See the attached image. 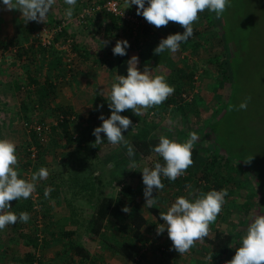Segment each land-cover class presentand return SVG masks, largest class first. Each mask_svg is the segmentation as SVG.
I'll list each match as a JSON object with an SVG mask.
<instances>
[{
    "label": "rangeland",
    "instance_id": "rangeland-1",
    "mask_svg": "<svg viewBox=\"0 0 264 264\" xmlns=\"http://www.w3.org/2000/svg\"><path fill=\"white\" fill-rule=\"evenodd\" d=\"M118 1L122 12L133 16L138 6L128 8L126 0ZM94 5L102 4L100 0H77L69 19L65 15L69 6L64 0H56L45 22L37 23L27 22L18 10H5L0 0L1 15L13 19L7 28L9 39L0 43V139L16 144L20 178L30 179L41 167L49 170L47 179L38 181L28 198L35 220L22 228L13 229L14 224L0 231V247L11 248L0 253L1 263L20 264L24 254L32 252L34 264H225L241 246L248 225L256 216L264 215V0H231V7L223 14L226 35L222 18L217 19L209 10L199 13L193 35L180 50H165L159 55L154 49L171 34L169 25L176 27L173 34L183 33V27L169 22L157 29L142 15L127 21L121 17L116 27L97 18L92 12ZM38 28L53 31L54 50L40 51L34 44ZM117 40L128 41L126 57L130 60L137 56L141 71L146 65L153 75H164L174 89L178 83L185 87L182 99L166 108H162L163 102L142 110L139 116L130 109L120 113L132 120L133 127L122 132L134 149L132 157L127 154V146L108 143L106 134L101 133V144H95L93 135L102 124L99 117L111 115L108 96L117 76L118 55L112 51ZM104 41L108 43L104 45ZM70 55L76 58L72 59V71L66 64ZM57 58L59 68L54 70L52 60ZM28 73L37 83L28 81ZM47 73H51L53 84L68 82L67 93L73 97L71 142L61 135L60 128L49 130L57 122L60 98L56 95L43 104L37 102L41 92L35 86L43 85ZM81 84L85 89L77 93ZM72 88L77 90L72 93ZM101 90L103 95H99ZM173 95V99L178 98L175 91ZM246 100V110L232 107L230 113L222 115L230 104L239 106ZM26 120L43 123L47 129L42 135L32 134L24 126ZM190 132L199 137L193 147L192 166L175 181L169 180L162 190H153L157 203L152 207L166 213L176 198L192 199L190 191L198 195L227 188L228 195L210 225L209 235L190 252L179 255L167 230L157 234L164 221H158L151 207L145 206L142 170L158 162L159 155L153 149L160 136L183 143ZM129 134L153 146L147 155L136 150ZM31 149L36 150L34 156ZM250 156L252 161L245 163ZM133 160L135 168L130 167ZM45 189H51L47 197ZM103 197L113 203L120 198L124 204L121 213L131 205L129 200L133 201L148 221L140 237H133L130 231L122 235L113 214L101 223L95 221L97 204ZM22 200L28 201L21 198L10 204ZM217 231L231 237L228 259L212 255L210 240ZM113 238L117 243L133 245L134 261L111 248ZM76 245L84 247L89 257L82 259L75 254L72 248ZM209 255L212 261L207 259Z\"/></svg>",
    "mask_w": 264,
    "mask_h": 264
},
{
    "label": "clouds",
    "instance_id": "clouds-1",
    "mask_svg": "<svg viewBox=\"0 0 264 264\" xmlns=\"http://www.w3.org/2000/svg\"><path fill=\"white\" fill-rule=\"evenodd\" d=\"M2 2L5 10H18L27 22L44 23L56 0H15V2L2 0ZM76 2L77 0H64L69 6L65 10V15L69 19L73 15ZM126 4L128 8L131 5L138 6L137 15H142L157 29L166 27L169 22L184 28L183 33L177 32L161 39L154 49V54L159 55L165 50L171 53L180 50L181 44L193 35V24L199 19V13L209 10L219 19L231 7V0H147V7L145 0H126ZM103 43L106 45L108 41ZM128 47L130 45L127 40H117L112 49L113 54L127 55ZM138 63V57L132 56L127 62V75H117L114 78L115 82L108 96L111 115L108 118L101 115L99 119L102 120V124L93 130L95 144L103 143L101 133H104L108 143L127 146L129 157L134 156L135 152L122 132L127 131L130 126L133 127V124L130 118L120 113L130 109L139 116L142 110L146 111L165 102L175 91L174 87L166 82L164 75H153L146 65L141 71L137 67ZM99 95H103L102 90ZM247 103V100L243 101L233 108L246 110ZM98 107L102 108L103 105ZM198 139L196 132H190L189 139L183 143L160 136L159 143L153 151L162 157L165 163L156 162L154 167H144L142 170L145 206L152 207L157 203L153 197V190H162L165 187L162 177L175 181L192 166L193 147ZM252 159L253 156H250L245 163H250ZM130 167H137L134 160L131 161ZM48 176L49 170L41 167L37 172L32 173L30 179L20 178L16 144L10 139H0V231L18 221L22 223L29 221L30 214L20 212L17 215L10 210L12 207L10 202L21 198L28 199L35 192L36 183L47 179ZM50 191L51 189H45V197ZM227 195V188H223L213 189L207 193L200 192L198 195L190 191L189 197L192 199L185 196L176 198L167 212L160 214V219L164 223L157 228V234H162L167 229L174 250L179 255L190 252L197 242H202L209 235L210 225L221 213ZM122 211L129 212V208L125 207ZM207 259L212 261V255ZM225 264H264V215L256 216L248 225L241 246L236 248L234 257Z\"/></svg>",
    "mask_w": 264,
    "mask_h": 264
},
{
    "label": "trees",
    "instance_id": "trees-1",
    "mask_svg": "<svg viewBox=\"0 0 264 264\" xmlns=\"http://www.w3.org/2000/svg\"><path fill=\"white\" fill-rule=\"evenodd\" d=\"M88 1V0H86ZM107 0H100V3L103 5ZM102 5L99 6V10L101 11H96V6H92V12L95 13L98 17L97 18H103L106 19L107 21H109L111 24H113L116 27H119V20L121 19L120 15H116L110 11H108L105 7H102ZM100 12V13H97ZM133 16L137 17V16H141V15H137V10L132 12ZM132 16V15H131ZM123 18V17H122ZM222 21H223V27H224V33L225 35L227 34V23H225V17L222 16ZM102 20V19H101ZM122 20V19H121ZM127 21V19H125ZM175 25L174 24H170L169 25V30L171 32V34H173V32H175ZM60 32V31H59ZM55 42V39H53ZM227 42L230 43L229 39H227ZM38 47L40 48V51H46V50H54V44L49 46V47H44L41 45H38ZM25 52V51H24ZM53 62V66L52 68H54V70L58 69V63H59V59L57 58V61H54V59L52 60ZM128 58L126 57V55L124 56H119L117 58V63H116V75H127V67H128ZM73 69V68H72ZM72 69L70 67H67L68 71H72ZM50 72V71H49ZM65 72V70H64ZM63 72V73H64ZM62 73V74H63ZM51 74V73H50ZM49 73H47V77L45 78V82L43 83V85H39L37 84L35 86L36 90L38 92H41L40 95L37 97V102L38 104H43L44 100L46 99H52L56 96L57 94V89L59 87V84L57 83H52L50 81V75ZM58 74V72H57ZM28 81L30 83H37V80L34 78V75L32 73H28L27 75ZM1 84V83H0ZM19 88V86L17 87ZM185 91V87H184V83H178L176 84L175 87V92L176 95L178 96V100L177 99H173L174 95L172 94V97L169 96V98L164 102V104H162V108H166V106H168L170 103L172 102H178L182 99L181 97V93ZM234 94V90L232 95ZM233 105H229V109L228 110H224L222 115H225L226 113H230V110L232 109ZM153 108V107H152ZM58 110H59V114L57 116V122L55 124H52L50 126V129L52 132H56V130L58 128H60L61 130V135H64L68 142H71V137L72 135L70 134V127H69V116L70 114H72V106L70 104V102L64 103L61 102L60 105L58 106ZM226 117V116H225ZM28 120H26L27 122ZM32 134H35V132L32 130L31 131ZM129 140L134 144L136 150L141 154V155H147L149 153V151L152 149V147L150 146V144L148 143L147 140L139 138L135 135L129 134ZM159 163L164 164V160L162 157L159 156ZM169 182V179L162 177V183L164 185H167ZM28 200V199H27ZM119 201L113 203L112 200L108 197H103L97 204V209L95 212V221L96 222H103L104 220H106L108 218V216H110L111 214L117 216V222H118V230L121 232L122 235L127 234L129 231L131 232L130 234L135 237L138 238L141 236L142 233V229L143 227L147 224V219L145 218V216L141 213V211L138 209V207L133 204L132 200H129V204H131L129 206V212H124L121 213V206L124 205L121 203V199L118 198ZM25 200L19 201L14 203L13 205H11V211L16 213L17 215H19L20 212H27L30 214V219L27 223H22V222H17L14 225L13 229H18V228H22L26 225H29L30 223H32V220H35V211L33 208V205H31V203ZM152 211V214L156 216V219L158 221H161L160 216H159V212L155 207H151L150 209ZM97 231V230H95ZM231 237L230 235L227 234H223L221 232H215L213 238L210 240V244L212 245L211 251H212V255L213 257H219L221 255H225L226 258H230L231 255L229 254V243H230ZM112 245L111 248L118 250L122 255H124L127 259L134 261L135 260V248L133 247L132 244L126 242V241H121L117 243V240H115L113 238V243H111ZM33 246L35 245V243L32 244ZM72 250L74 251L75 254L79 255L80 258L82 259H86L89 257V254L87 252V250L84 247H81L79 245H76L72 248ZM36 256V255H35ZM36 258V257H35ZM21 264H34V255L32 252H26L22 258Z\"/></svg>",
    "mask_w": 264,
    "mask_h": 264
},
{
    "label": "built area",
    "instance_id": "built-area-1",
    "mask_svg": "<svg viewBox=\"0 0 264 264\" xmlns=\"http://www.w3.org/2000/svg\"><path fill=\"white\" fill-rule=\"evenodd\" d=\"M102 7H105L108 11H110L116 15H120L123 18L131 19V20L135 19L133 16L126 15L125 13L122 12L121 7H120V3L118 0H107L102 5ZM97 8L99 9V7H97ZM81 16L83 17L82 14H81ZM53 39H54L53 31H50L46 28H38L33 35V40L36 41L34 44L36 46L41 45L44 47H49L53 44L55 45V42ZM65 58H67V57H65ZM72 59H73V57L71 55L67 58V61H66L67 67H71V63L73 62ZM24 126L33 130L34 132H36L39 135H42L45 132V130L47 129V127L44 126L43 123L31 124L28 122H24ZM35 152H36L35 149H31V155L32 156H34Z\"/></svg>",
    "mask_w": 264,
    "mask_h": 264
},
{
    "label": "crops",
    "instance_id": "crops-1",
    "mask_svg": "<svg viewBox=\"0 0 264 264\" xmlns=\"http://www.w3.org/2000/svg\"><path fill=\"white\" fill-rule=\"evenodd\" d=\"M11 21H13V19L12 20H10V18L8 17H3L2 15H1V12H0V43L1 42H3V40L4 39H6V38H8L9 39V34L7 33L8 32V27L10 28L11 27ZM14 25H15V23H13ZM14 25H13V27H14ZM12 27V28H13ZM15 28V27H14ZM5 53V52H4ZM2 56V55H1ZM74 59H76L75 57H73ZM71 68V67H70ZM88 72H90V71H88ZM70 75V74H69ZM92 77V76H91ZM97 77V75H95L92 79H95ZM68 84V82L67 81H61V83L59 84V87H58V89H57V96L60 98V101H62V102H64V103H67V102H70V104L72 105V98L73 97H69L68 96V91H67V89H66V87L68 86L67 85ZM82 86V87H81ZM79 87V92H77V93H82V91H84V87H83V84H81V85H79L78 86ZM81 89V90H80ZM75 90H77L76 88H72L71 89V91H72V93H73V91H75ZM78 95V94H77ZM84 96V95H83ZM82 96V97H83ZM76 97V96H75ZM159 212V211H158ZM159 215H160V212H159ZM146 218V217H145ZM165 230H167V229H165ZM0 248H3V249H1L0 250V253H6L8 250H11V248L9 247V248H7V247H0ZM7 248V249H6ZM43 253V252H42ZM8 254V253H7ZM6 255V254H5ZM0 264H3V263H1V261H0ZM4 264H18V263H15V262H5ZM21 264V263H20ZM146 264H148V263H146Z\"/></svg>",
    "mask_w": 264,
    "mask_h": 264
}]
</instances>
